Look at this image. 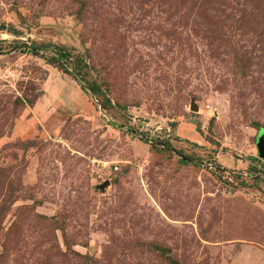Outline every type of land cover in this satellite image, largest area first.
I'll list each match as a JSON object with an SVG mask.
<instances>
[{"label":"rangeland","instance_id":"obj_1","mask_svg":"<svg viewBox=\"0 0 264 264\" xmlns=\"http://www.w3.org/2000/svg\"><path fill=\"white\" fill-rule=\"evenodd\" d=\"M260 135L264 0H0V264H264Z\"/></svg>","mask_w":264,"mask_h":264},{"label":"water","instance_id":"obj_2","mask_svg":"<svg viewBox=\"0 0 264 264\" xmlns=\"http://www.w3.org/2000/svg\"><path fill=\"white\" fill-rule=\"evenodd\" d=\"M191 109H193V111H195L194 105H191ZM256 149H257V153H258L259 157L264 159V138H263V135H260L257 137ZM107 184L108 183L105 181V183L101 186V188L103 186H106Z\"/></svg>","mask_w":264,"mask_h":264},{"label":"trees","instance_id":"obj_3","mask_svg":"<svg viewBox=\"0 0 264 264\" xmlns=\"http://www.w3.org/2000/svg\"><path fill=\"white\" fill-rule=\"evenodd\" d=\"M54 56H55V59H52V60L58 62V61L62 60V58L65 56V54L62 51H57ZM94 90L95 89L92 88L90 91L94 92ZM155 142H157V143H154V144H160L161 145L163 141L155 140ZM164 144H165V142H164Z\"/></svg>","mask_w":264,"mask_h":264}]
</instances>
